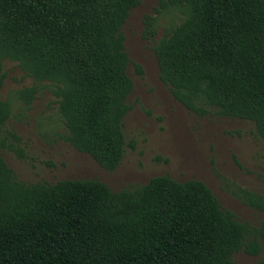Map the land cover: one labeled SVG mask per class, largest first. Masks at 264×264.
<instances>
[{"label":"trees","instance_id":"1","mask_svg":"<svg viewBox=\"0 0 264 264\" xmlns=\"http://www.w3.org/2000/svg\"><path fill=\"white\" fill-rule=\"evenodd\" d=\"M138 2L0 0V87L5 59L33 81L13 92L23 110L45 81L56 138L106 171L134 144L122 132L132 80L120 27ZM168 8L181 17L151 50L171 97L198 117L249 121L264 142V0H159L154 11ZM142 22L151 38L154 17ZM11 114L0 98V147L24 158ZM225 190L264 212V193ZM260 241L264 219L239 221L196 178L159 174L119 190L95 178L24 182L0 156V264H228L234 252L257 255Z\"/></svg>","mask_w":264,"mask_h":264},{"label":"rangeland","instance_id":"2","mask_svg":"<svg viewBox=\"0 0 264 264\" xmlns=\"http://www.w3.org/2000/svg\"><path fill=\"white\" fill-rule=\"evenodd\" d=\"M158 1L139 0L120 27L130 60L126 72L132 80L122 132L125 142L132 140L134 144L125 146L115 169L103 170L89 155L56 138L63 126L45 81L40 83L30 107L22 109L13 92L33 81L8 59L2 61L5 77L0 87V98L11 105L12 114L5 127L19 136L25 157L18 158L1 147L0 156L24 182L95 178L111 190H119L159 174L178 181L196 178L211 190L221 207L232 211L239 221L256 226L264 219V212L243 204L225 188L238 185L264 193V142L254 135L249 121L213 115L198 117L171 97L158 78L151 44L181 16L170 8L155 12ZM144 14L155 19V33L147 39L141 34ZM133 63L141 67L140 74L134 72ZM263 254L264 241H260L257 255L234 252L228 264H254Z\"/></svg>","mask_w":264,"mask_h":264}]
</instances>
